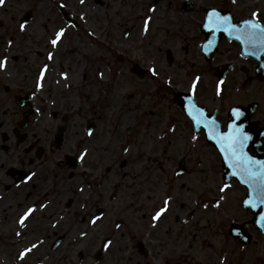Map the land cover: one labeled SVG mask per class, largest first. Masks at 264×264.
Wrapping results in <instances>:
<instances>
[{"label":"flooded vegetation","instance_id":"1","mask_svg":"<svg viewBox=\"0 0 264 264\" xmlns=\"http://www.w3.org/2000/svg\"><path fill=\"white\" fill-rule=\"evenodd\" d=\"M213 9L264 25V0H5L0 264H264V205L216 136L243 124L264 161V50L211 29Z\"/></svg>","mask_w":264,"mask_h":264},{"label":"snow or ice","instance_id":"2","mask_svg":"<svg viewBox=\"0 0 264 264\" xmlns=\"http://www.w3.org/2000/svg\"><path fill=\"white\" fill-rule=\"evenodd\" d=\"M81 3L84 2V0H80ZM235 2V0H233ZM5 0H0V6L4 5ZM62 6V5H61ZM154 7H150L148 9L149 12L154 11ZM252 17H258L257 12H253ZM151 20V17H147L144 22V29L147 30L148 23ZM208 25L213 30H221L228 32L229 35H233V33H239V35L236 36V39L240 40L243 44L248 45L250 43L258 45L262 50H264V25H262L259 20L257 19L255 22L253 20H245L243 22V28H237L236 25H232L230 23V18L227 16H220V14L213 9L208 17ZM25 28V23L22 22L20 24V29L23 31ZM65 29L61 28L59 29L55 35L50 39V44L53 48H55L58 45V42L61 41V38L64 34ZM11 43V41H9ZM253 55H256L255 52L252 53ZM48 59H52V53L50 52L48 54ZM7 63V56H5L3 59H0V69L5 68ZM47 68V65L44 66V69L41 70L40 77L42 78L44 75V70ZM150 73L155 76L156 69L151 68L149 69ZM196 80H199V77H196ZM196 81H193V89L195 88ZM38 86L39 82H38ZM217 95L220 94V88L219 85L217 86ZM193 110L195 111L196 115L193 114ZM233 116L236 118V120H239L243 113L239 109H233L232 110ZM188 115L192 117L193 121L195 122L197 127H200L203 125L204 128H209V123L206 122V118L204 117L203 110L195 108L193 105L192 110H188ZM218 128V125L215 121H211V130L209 132V135L211 136L213 132ZM89 135H91V132H89ZM216 136L218 137L217 142L221 144V152L225 154V159H231L233 161L232 166L237 167L242 165V173H237V175H241L242 181L248 185L249 188H251L256 193V200L259 202L260 205H264V161H252L250 158L246 156L244 153V147L246 143L250 140V135L244 131L243 124L238 123H231L228 126V132L226 134L216 133ZM195 139V137H193ZM82 158V157H81ZM258 170H255L257 169ZM30 178V177H29ZM224 187L220 188V192H224ZM172 199L171 196H168L164 199L162 206L158 207L154 213L151 215V222L152 226L155 227L157 221H161L163 215L169 210L170 206V200ZM220 199H223V197H220ZM245 204H250L252 207H256L257 204L253 203L251 200H245ZM217 207H219V203L216 204ZM204 207H208L207 204L204 205ZM34 211L33 208L27 209V211L20 217L19 223L23 227L25 219ZM101 217L99 215L93 216L91 220L89 221L90 224L95 225L97 221ZM261 220H264V215L261 216ZM117 228L120 227V225H116ZM19 234V233H18ZM81 235H85V233H81ZM111 240L106 241L104 244L105 248H108V246L111 244ZM36 245H32V248H35ZM32 248H25L24 252L20 253V256H25L28 252L32 250Z\"/></svg>","mask_w":264,"mask_h":264},{"label":"water","instance_id":"3","mask_svg":"<svg viewBox=\"0 0 264 264\" xmlns=\"http://www.w3.org/2000/svg\"><path fill=\"white\" fill-rule=\"evenodd\" d=\"M261 230L264 232V228L261 227Z\"/></svg>","mask_w":264,"mask_h":264}]
</instances>
